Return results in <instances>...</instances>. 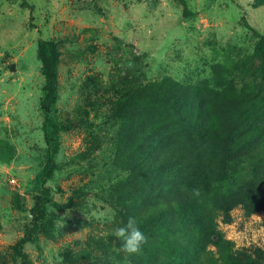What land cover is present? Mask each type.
<instances>
[{
    "label": "rangeland",
    "instance_id": "obj_1",
    "mask_svg": "<svg viewBox=\"0 0 264 264\" xmlns=\"http://www.w3.org/2000/svg\"><path fill=\"white\" fill-rule=\"evenodd\" d=\"M41 42L55 52L49 107ZM143 95L152 109L138 118ZM167 111L198 126L196 154L178 174L174 161L191 145ZM47 117L58 146L42 183L46 212L33 224ZM232 125L239 134L227 146ZM158 141L171 147L155 153ZM216 142L226 151L218 170L208 163ZM155 169L189 185L163 180L152 189L142 179ZM250 175L252 186L228 193L264 194V2L0 0V264H21L15 247L26 234L35 238L19 248L29 264H168L163 210L197 198V185L211 200L225 191L215 185ZM130 216L148 238L133 255L111 235ZM228 218L213 212L219 241L202 243L189 264H264V208L237 205Z\"/></svg>",
    "mask_w": 264,
    "mask_h": 264
},
{
    "label": "trees",
    "instance_id": "obj_2",
    "mask_svg": "<svg viewBox=\"0 0 264 264\" xmlns=\"http://www.w3.org/2000/svg\"><path fill=\"white\" fill-rule=\"evenodd\" d=\"M255 2H264V0H254ZM39 52L41 56L42 61V69L45 79V105L46 107H49L55 100V52L53 49L51 50L48 43L41 42L39 45ZM168 104V103H167ZM137 105H138V118L141 117L143 112L145 110H148V113H150L152 109V104L149 101V97L146 95L138 96L137 97ZM165 111V110H164ZM147 113V114H148ZM166 113H170L171 119H178L179 122H184L182 124V130L187 135L186 141L188 144L191 145V148H188L184 153H182V156H178L176 160L174 161L175 164L178 166V169L175 171L176 174L180 171V162L183 159H191L194 158L196 151H197V134L195 133V128L192 127H198L192 126L190 124H187L188 121H186L183 118L178 117V113L176 112H170L167 111ZM197 118V117H196ZM197 121V120H196ZM238 128L237 125L229 126L224 132L223 139L225 141L224 144H228L227 146H230L233 141L231 139H235V134L238 135L239 133H236V129ZM56 131V125L53 123L52 118L47 117L43 127H42V139L45 145V163L43 168L39 171V173L35 177V189L38 193L37 196V202L34 207V214H33V224H35L36 220L38 218H42L46 212V206L48 203V194L46 190L42 187V183L44 180V177L48 175L53 168V162L52 158L54 154L57 151V137L55 134ZM173 136H167L162 139H171ZM202 143L204 141H201ZM149 147V145H146ZM171 147L170 145L158 141L153 145L154 151L156 152H162V149ZM221 147V143L216 142L214 144L213 150H216L214 154L217 153V155H211L209 157L208 163H210L212 166L215 164V169H219L221 167V158L223 154L226 152L224 151V148H222L220 151H218ZM217 148V149H216ZM225 158V155L223 156L222 160ZM220 165V166H219ZM175 166V165H174ZM182 168V167H181ZM175 169V168H174ZM217 176L220 178V183L223 181L224 178H226V173L224 170L217 173ZM257 178V176L250 175L249 180L242 179L239 182H235L231 185H219L218 188L215 187L212 188L215 192H222L224 189V193L221 195L216 196L215 198L206 199L205 195L203 196L201 194L200 190L201 187H198L199 194L197 195V198L193 199H187L180 201L179 204H177L175 207L168 206L166 209L163 210L161 216L162 219V225L164 227V235L168 236V246L167 251L172 253L173 257L172 259H167L168 264H189L190 258L193 255L196 250H198V247L201 248L202 243L210 244V245H216L219 241V236L217 235V232L213 231L212 225H211V217L214 211H217L219 213V216L222 217V220L227 223L229 222L228 218V212L235 206L239 205L241 206L247 213H252L255 211H260L264 208V194L260 195L256 193L255 191L248 190L244 192L245 200L240 196L239 194H229L228 191L238 186V184L243 183L245 185L252 186L254 179ZM250 179H253V181H250ZM171 180L170 174L167 173L165 170L159 171L157 169L152 170L151 173H149V176H145L144 179H142V182L147 183L148 186H150L152 189H157L162 187V182ZM174 186L177 185L179 182H181L184 186H188L189 183L186 179L182 177H176L174 180H172ZM203 186V185H202ZM230 186V187H229ZM204 187H207L206 184H204ZM244 188V186L240 187ZM207 193L206 191H203ZM216 201V203H215ZM152 223V220L149 218L147 219V222L145 224L149 225ZM159 223V222H158ZM39 229V228H38ZM42 229V227H41ZM145 231L147 230L144 229ZM33 230H31L32 232ZM161 232V228H160ZM177 236V237H176ZM34 242L35 238L31 237L30 234H26V237L19 242L15 247V252L20 257L21 264H29L24 254H22L19 250L20 245L22 242ZM172 245V246H171ZM171 248V249H170ZM148 249V248H147ZM145 251V249H144ZM253 253L255 254L257 260L259 261L261 259V250L258 248L253 249ZM256 260V261H257ZM244 264H258L256 262L250 261L249 257H246L243 261Z\"/></svg>",
    "mask_w": 264,
    "mask_h": 264
},
{
    "label": "clouds",
    "instance_id": "obj_3",
    "mask_svg": "<svg viewBox=\"0 0 264 264\" xmlns=\"http://www.w3.org/2000/svg\"><path fill=\"white\" fill-rule=\"evenodd\" d=\"M198 194L199 190L194 189L193 195ZM112 219L113 217H109V222H111ZM111 235L121 242V251L128 255L139 254L142 250V246L147 243L148 240L147 236L141 230L137 218L134 216H130L125 223L115 227Z\"/></svg>",
    "mask_w": 264,
    "mask_h": 264
}]
</instances>
